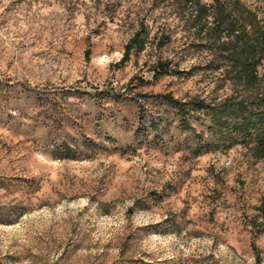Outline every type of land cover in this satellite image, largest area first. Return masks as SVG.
<instances>
[{"label": "rangeland", "instance_id": "obj_1", "mask_svg": "<svg viewBox=\"0 0 264 264\" xmlns=\"http://www.w3.org/2000/svg\"><path fill=\"white\" fill-rule=\"evenodd\" d=\"M175 4L0 0V264H264V159L159 97L232 91Z\"/></svg>", "mask_w": 264, "mask_h": 264}, {"label": "trees", "instance_id": "obj_2", "mask_svg": "<svg viewBox=\"0 0 264 264\" xmlns=\"http://www.w3.org/2000/svg\"><path fill=\"white\" fill-rule=\"evenodd\" d=\"M173 1L176 15L184 18L187 28L193 29L199 40H204L201 44L209 46L218 56L215 68L223 70L232 91L223 98L210 100L194 96L183 101L170 92L159 97L176 111L185 130L192 128L193 119L208 121L206 127L213 140L200 145L196 151L228 149L242 144L254 158L264 159V0H257L256 5L244 0ZM146 37L145 25L140 23L125 45L120 61H128L131 51H142ZM168 40L169 37L164 43ZM168 66L167 61L158 63L153 77L170 72ZM172 72L184 73L176 69ZM258 209L263 219L259 230L264 232V198ZM258 261L256 264H260Z\"/></svg>", "mask_w": 264, "mask_h": 264}]
</instances>
